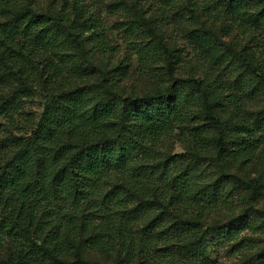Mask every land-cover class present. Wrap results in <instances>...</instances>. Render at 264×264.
Returning a JSON list of instances; mask_svg holds the SVG:
<instances>
[{
	"label": "trees",
	"instance_id": "1",
	"mask_svg": "<svg viewBox=\"0 0 264 264\" xmlns=\"http://www.w3.org/2000/svg\"><path fill=\"white\" fill-rule=\"evenodd\" d=\"M42 1L49 2L54 12L38 13L35 5L40 0H27L25 7L10 9L14 14L11 24L0 31L9 44L3 56L15 49L30 53L34 44L29 42L30 31L36 19H49L66 26L90 70L78 69L70 76L61 62L33 54L28 66L17 70V89L0 112L10 133L0 138V252L8 264H82L83 249L108 254L117 264H197L194 258L216 249L215 242L236 241L238 234L230 226L208 223L215 214H233L240 208L226 181L219 178L207 190H200L189 170L171 176L170 162L160 161L167 141L185 125L197 122L188 113L193 104L179 106L169 101L168 94H147L131 99L145 110H134L127 103L119 106V95L103 77L96 87L105 99L86 108V88L76 85L101 70L95 61L116 60V77L124 82L137 72L146 76L148 63H159L164 57L146 45L119 58V46L100 31L91 4ZM142 1L156 7L152 0ZM243 1L234 0L231 6ZM254 3L258 5L259 0ZM157 9L164 10L162 6ZM68 13L70 24L66 23ZM224 14L238 29L246 26V14ZM162 19L170 25L167 13ZM196 40L200 45L192 47L190 56L208 63V44L202 37ZM181 53L166 50L171 74L184 57ZM247 65L264 78L260 67ZM188 81L199 92L205 119L217 130L218 157L223 159L231 151L235 162L248 165L264 136L262 123L235 126L238 138L230 142L221 119L213 114L209 88L200 79ZM39 92L48 99L36 119L24 110L22 100ZM154 103L160 106L159 112L148 108ZM186 138L200 148L208 145L200 127ZM159 173L166 175L164 186L159 184ZM249 186L255 194L258 181L251 180ZM71 256L76 261L70 262Z\"/></svg>",
	"mask_w": 264,
	"mask_h": 264
},
{
	"label": "rangeland",
	"instance_id": "2",
	"mask_svg": "<svg viewBox=\"0 0 264 264\" xmlns=\"http://www.w3.org/2000/svg\"><path fill=\"white\" fill-rule=\"evenodd\" d=\"M40 1L35 5L38 13L54 12L49 2ZM83 1L91 4L92 12L99 17L100 31L108 34L119 46V58L127 51L134 54L146 45L155 47L158 56L164 57L159 63H148L146 76L137 72L124 82L116 77L115 69L119 65L116 60L95 61L101 70L87 77L85 82L76 83L86 88L85 107L89 108L105 99L103 91L96 87L103 77L109 80V85L119 95L116 101L119 106L127 103L134 110H145V106L132 104L131 99L147 94H168L172 100H167L175 101L179 106L185 102L193 104L188 113L196 116L197 122L185 125L183 131L179 129L167 141L159 154L160 161L170 162L171 176L189 170L200 190H207L219 178L224 179L233 198L241 203L235 213H218L208 221L210 226L227 225L236 230V241L215 242L216 249L194 260L197 264H264V136L259 139L256 157L248 165L235 162L231 151L220 159L217 130L212 122L205 119L206 110L199 92L188 81L189 78L200 79L203 87L209 88L213 114L221 119L230 142L238 138L235 126L260 121L264 130V78L247 65L260 67L264 72V21L259 22V18L264 16V0H259L258 5L254 0H244L235 6H231L234 0H152L155 8L142 0H125L126 4H122L121 0ZM25 3L27 0H0L1 32L11 24L14 14L10 9L25 7ZM158 6L164 10L158 11ZM229 11L246 14V26L238 29L237 25L230 24L224 17V13ZM165 13L169 26L162 19ZM65 16L66 23L70 24L72 16L69 13ZM36 20L35 28L30 31L29 42L34 43L30 53L15 49L5 51L7 57H4V50L9 49V44H5L6 40L0 37V112L8 107L5 103L17 89V70L21 66H28L31 54L35 57L40 55V58L49 56L61 62L70 76L78 69L90 70L89 63L79 57L78 49L64 24L49 19ZM201 37L208 44V63L190 56L192 47L200 45L196 39ZM174 49H179L184 57L171 74L166 50ZM138 56H134L135 60H138ZM138 65L135 64L134 68ZM47 99V95L39 92L32 99H23L22 106L38 119ZM148 108L156 113L160 106L154 103L149 104ZM3 114L0 113V138L10 134ZM197 127L202 129L203 138L208 142L205 149L186 138ZM165 176L158 174L161 186L167 184ZM251 180L258 181L255 194L249 186ZM69 261L76 260L71 256ZM8 263L3 251L0 252V264ZM81 263L117 264L108 254H96L88 249L82 250Z\"/></svg>",
	"mask_w": 264,
	"mask_h": 264
}]
</instances>
